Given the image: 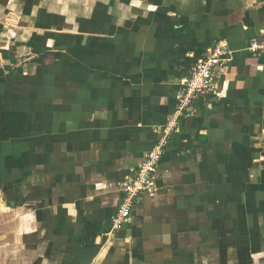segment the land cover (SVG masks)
Instances as JSON below:
<instances>
[{
	"label": "crops",
	"instance_id": "1",
	"mask_svg": "<svg viewBox=\"0 0 264 264\" xmlns=\"http://www.w3.org/2000/svg\"><path fill=\"white\" fill-rule=\"evenodd\" d=\"M256 39L264 0H0V190L27 206L31 264H264ZM221 41L213 89L115 229L121 183Z\"/></svg>",
	"mask_w": 264,
	"mask_h": 264
},
{
	"label": "built area",
	"instance_id": "2",
	"mask_svg": "<svg viewBox=\"0 0 264 264\" xmlns=\"http://www.w3.org/2000/svg\"><path fill=\"white\" fill-rule=\"evenodd\" d=\"M250 51L264 54V39L254 40L250 45ZM231 54L232 50L226 42H218L214 45L210 54L191 71L181 94L179 105L171 116L170 121L164 126L160 139L147 153L134 176L125 179L121 183L125 196L114 218L113 227L115 229L120 228L128 220L140 196L151 191L154 177L159 169V163L170 143V137L178 124L179 118L198 96L211 92L214 86L216 69Z\"/></svg>",
	"mask_w": 264,
	"mask_h": 264
},
{
	"label": "water",
	"instance_id": "3",
	"mask_svg": "<svg viewBox=\"0 0 264 264\" xmlns=\"http://www.w3.org/2000/svg\"><path fill=\"white\" fill-rule=\"evenodd\" d=\"M26 209L25 204L0 190V264H31L33 261L29 254L31 244L27 238L30 227L27 226L29 212Z\"/></svg>",
	"mask_w": 264,
	"mask_h": 264
},
{
	"label": "bare ground",
	"instance_id": "4",
	"mask_svg": "<svg viewBox=\"0 0 264 264\" xmlns=\"http://www.w3.org/2000/svg\"><path fill=\"white\" fill-rule=\"evenodd\" d=\"M1 234H5V232L4 231H1ZM0 244H2V242H0Z\"/></svg>",
	"mask_w": 264,
	"mask_h": 264
},
{
	"label": "rangeland",
	"instance_id": "5",
	"mask_svg": "<svg viewBox=\"0 0 264 264\" xmlns=\"http://www.w3.org/2000/svg\"><path fill=\"white\" fill-rule=\"evenodd\" d=\"M28 260V259H27Z\"/></svg>",
	"mask_w": 264,
	"mask_h": 264
}]
</instances>
